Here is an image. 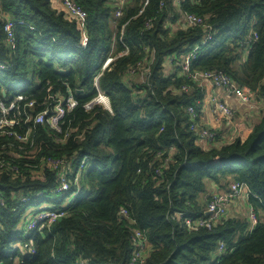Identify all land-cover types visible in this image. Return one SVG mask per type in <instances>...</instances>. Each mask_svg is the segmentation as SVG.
<instances>
[{"label":"trees","instance_id":"1","mask_svg":"<svg viewBox=\"0 0 264 264\" xmlns=\"http://www.w3.org/2000/svg\"><path fill=\"white\" fill-rule=\"evenodd\" d=\"M76 1L84 23L58 0H0V94H23L22 120L31 116L28 140L0 135V264H139L132 263L136 229L150 245L145 264H264V111L247 137L203 145L187 109L203 98V86L169 59L199 45L192 71H224L264 96V0H165L163 8L162 0H127L115 26L110 0ZM187 13L206 25L184 27ZM5 16L16 22L15 48ZM96 84L110 109H86ZM69 89L78 105L62 119L63 132L35 123ZM49 158L73 162L70 190L60 189ZM208 181L247 184L257 226L226 217L198 227L210 219L212 197L200 201ZM41 211L63 215L28 230Z\"/></svg>","mask_w":264,"mask_h":264},{"label":"built area","instance_id":"2","mask_svg":"<svg viewBox=\"0 0 264 264\" xmlns=\"http://www.w3.org/2000/svg\"><path fill=\"white\" fill-rule=\"evenodd\" d=\"M61 6L66 9L68 14L81 21L85 22L87 17V12L84 9V7L78 3L76 0H58ZM127 0H110V2L114 3L116 6V10L114 13V20L113 24L116 25V20L123 15V8L125 6V2ZM149 0L146 1L147 5ZM166 2L165 0H162L160 3V7L163 8L165 6ZM143 12V9L142 11ZM153 18H150L146 22V27L150 28L152 25ZM182 22V25L184 27H196V26H205L206 21L205 18L202 16H198L196 14L187 13L183 14V17L180 20ZM15 24L16 22L11 16H5V33H6V42L9 47L15 48L16 46V34H15ZM125 26L123 27L124 31ZM123 33L121 36V41L123 40ZM211 36H207L206 40L209 39ZM199 45H196L193 50L189 51L186 54L181 55H173L170 56L169 59L172 60L178 66H181L182 72L188 75L191 81L198 82L199 85L204 84H211L215 87H220L225 89L228 92L234 93L237 97H239L242 101L247 102L250 100L252 95H255L250 90H247L245 87L240 85L230 74L224 72V71H192L191 65L192 61L196 58V55L198 53ZM128 50H125L120 55L126 54ZM114 59L111 58L104 66L108 67L111 62ZM1 68H5L4 64L0 65ZM134 71V70H133ZM98 86V84H96ZM99 94L98 96L90 103L86 104V109L90 110L94 104H99V102L96 101V99L99 97H104L107 106L106 108L110 109V99L109 97L100 90L98 86ZM192 88L189 85H184L182 88V91H190ZM26 97L23 94H17L14 97H7V94L4 92L3 96L0 94V135H9L10 137L16 138L19 142L28 140L30 136L31 129L28 126V122L31 120V116H28L26 120H22L21 117V111H20V105L19 102L24 100ZM202 104L201 99L197 101V105H190L188 106V112L190 114V121H191V129L196 131L199 140L203 142L205 145H215L216 141L218 140V133L216 131L211 130L210 128L204 127L199 122V116L201 114L200 112V105ZM78 105V101L74 97L72 90L69 89V96L66 98L58 99V103L54 105L52 109H48L42 113H39L38 115L34 116L35 123L38 124H44L47 122L49 126L62 133V119L64 118L67 111L73 110ZM27 106L31 109L35 107V103L33 101L29 102ZM214 110H219L223 112L226 116L232 117L233 116V110L226 105L224 102L217 101L214 105ZM17 130H26L24 134L19 133ZM88 156L83 157L81 161L80 169L83 168V166L87 163ZM73 162H64L63 160H57V159H51L49 158L47 161V166L52 170H58L59 177L61 180V190L62 191H68L71 188L70 180L67 176V170L68 172L73 169L72 167ZM3 165H0L1 168H3ZM230 193L229 194H216L212 196L211 200L207 203L206 212H212L213 214L209 218H201L197 222L198 227L205 226L209 229L213 228V219H222L228 217L227 212V204L230 201V198L237 197L243 194L244 192H247V194L250 193L249 186L245 183H233L230 187ZM121 214L123 216L128 217L129 213L127 209H122ZM63 215L60 211H41L36 215V218H32L28 222V230H32L38 226L40 223H45L46 221H55L59 216ZM188 215L185 216L187 219L188 224H191ZM180 217H183V214L180 215ZM248 220L250 223L251 229H254L255 226L258 224V217L255 213V211L250 208V212L248 215ZM132 242L135 246L134 254L132 257V263H139V264H145L147 255L150 250V245L148 243V240L145 236V234L139 230L136 229L134 231V234L132 235ZM226 249V245L224 242H220L218 246V254L224 253Z\"/></svg>","mask_w":264,"mask_h":264},{"label":"crops","instance_id":"3","mask_svg":"<svg viewBox=\"0 0 264 264\" xmlns=\"http://www.w3.org/2000/svg\"><path fill=\"white\" fill-rule=\"evenodd\" d=\"M248 52L249 48L245 50L244 58H247ZM202 88L203 98L199 108L201 112L199 122L204 127L218 133L217 145L232 143L238 138L247 137L261 120L264 111V96L252 95L249 101L244 102L234 93L223 88L211 84H204ZM217 101L228 105L233 110V116L229 117L219 110H214ZM230 186L225 181L221 183L208 181L207 191L200 196V201H206L208 196L212 197L216 194H229ZM247 197V192H244L240 196L230 198L226 206L229 218H237L249 223L248 215L251 207Z\"/></svg>","mask_w":264,"mask_h":264},{"label":"rangeland","instance_id":"4","mask_svg":"<svg viewBox=\"0 0 264 264\" xmlns=\"http://www.w3.org/2000/svg\"><path fill=\"white\" fill-rule=\"evenodd\" d=\"M32 76H33V73L30 72V73H29L28 80H31ZM13 86H14V85H13ZM96 101L99 102V104L103 105L104 107L107 106V102H106V100H105L104 97H101V98L98 97V98L96 99ZM82 185H83V193H85L86 190H87V187H88V186H87V183H86V181H85V177H84V179L82 178ZM62 204L65 205V204H66V201L62 202Z\"/></svg>","mask_w":264,"mask_h":264},{"label":"water","instance_id":"5","mask_svg":"<svg viewBox=\"0 0 264 264\" xmlns=\"http://www.w3.org/2000/svg\"><path fill=\"white\" fill-rule=\"evenodd\" d=\"M208 203V202H207ZM213 213L212 212H206L207 216H211Z\"/></svg>","mask_w":264,"mask_h":264}]
</instances>
